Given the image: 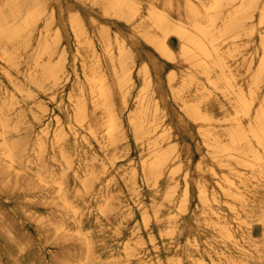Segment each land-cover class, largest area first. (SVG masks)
Returning a JSON list of instances; mask_svg holds the SVG:
<instances>
[{"label":"bare ground","instance_id":"1","mask_svg":"<svg viewBox=\"0 0 264 264\" xmlns=\"http://www.w3.org/2000/svg\"><path fill=\"white\" fill-rule=\"evenodd\" d=\"M183 260L264 264V0H0V264Z\"/></svg>","mask_w":264,"mask_h":264},{"label":"rangeland","instance_id":"2","mask_svg":"<svg viewBox=\"0 0 264 264\" xmlns=\"http://www.w3.org/2000/svg\"><path fill=\"white\" fill-rule=\"evenodd\" d=\"M200 157L207 159V155L204 153V150L198 151L197 156L195 157V159L196 158H200ZM130 226H131V224H130ZM255 234L258 235L259 232L255 231ZM193 235L194 236H198V234L195 231L192 232V231H189V230H187L185 228H181V231L179 233V238L177 240V244L180 245L178 253H180L182 256H183V253H184L185 237H192ZM180 264H185V261L184 260L181 261Z\"/></svg>","mask_w":264,"mask_h":264}]
</instances>
